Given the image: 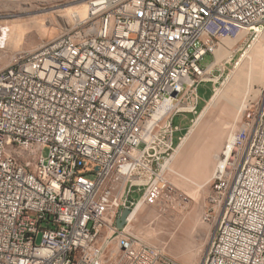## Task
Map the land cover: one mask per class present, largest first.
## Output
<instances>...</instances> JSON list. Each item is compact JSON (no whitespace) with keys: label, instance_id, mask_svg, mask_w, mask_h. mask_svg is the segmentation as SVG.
<instances>
[{"label":"built area","instance_id":"1","mask_svg":"<svg viewBox=\"0 0 264 264\" xmlns=\"http://www.w3.org/2000/svg\"><path fill=\"white\" fill-rule=\"evenodd\" d=\"M86 5L83 23L0 68V264H179L130 235L135 215L116 228L127 208L116 196L140 193L127 200L137 206L172 198L162 169L181 98L194 80L215 79L205 56L264 32V0ZM242 115L207 197L204 220L217 225L199 264H264V96ZM133 140L149 154L124 168ZM132 170L142 179L118 183Z\"/></svg>","mask_w":264,"mask_h":264},{"label":"rangeland","instance_id":"2","mask_svg":"<svg viewBox=\"0 0 264 264\" xmlns=\"http://www.w3.org/2000/svg\"><path fill=\"white\" fill-rule=\"evenodd\" d=\"M85 3L86 0H0V30L8 31L10 23L19 18L25 20L29 29L33 28L15 44L0 43V68L8 64L14 52L35 50L70 28L69 13ZM240 38L242 34L224 41L217 48L215 59L204 57L203 65L214 63L211 74L218 80L206 77L198 86L196 114L191 111L174 118L173 123L180 130L174 134L173 142L176 144L180 136L181 142L175 145L162 169L163 178L173 190L172 198L142 204L128 226L129 232L145 244L160 249L179 264L202 261L217 222L204 220L206 211L191 218L196 200L218 176L216 169L221 166L224 144L240 127L243 107L264 96V36L253 42ZM216 92L219 95L213 98ZM206 106L207 111L201 110ZM139 196L140 193H131L130 200Z\"/></svg>","mask_w":264,"mask_h":264},{"label":"bare ground","instance_id":"3","mask_svg":"<svg viewBox=\"0 0 264 264\" xmlns=\"http://www.w3.org/2000/svg\"><path fill=\"white\" fill-rule=\"evenodd\" d=\"M75 12L79 16H72L73 12H70L69 13V20L71 21V24H81V23H83V20H87V14H89V7H87V5L85 3L79 8V10H77ZM2 29H3V27H2ZM31 29H33V28H31ZM31 29H29L25 20L20 19V18L14 19L10 23V27H9L8 31L6 29L0 30V43L9 44L12 42L15 44L19 40H21V38L25 34L30 33ZM263 36H264V32L262 34H253V41L258 40V39L262 38ZM216 50H215V52H216ZM205 81H206V77H200V80H194V83H189V85H188V95L189 96H184V98H181V107H184L185 112H191L192 111L193 113L196 114L195 106L197 103H195V100L192 96H198L197 95L198 86ZM223 84H226L225 81ZM218 95H219V93L216 92L213 95V98L218 97ZM193 103H195V104L193 105ZM207 109H208V107L206 106L203 108V111L205 112V111H207ZM179 142H181V141H179ZM173 152H174V149H166V157L171 158ZM148 154H149L148 142H146L144 140H133L131 143V150H127L125 153L124 168H131V166L140 165L142 162V158H147ZM224 159H225V154L223 152V154L220 158V165L223 164ZM165 164H167V162ZM165 164L163 165V168H164V166H166ZM220 167L221 166L218 165V167L216 169V175H219ZM141 179H142V171L141 170H132V172H130L128 174L126 171L117 172V181L120 184L134 185L137 182V180H141ZM131 193L132 192L130 191V189H122L121 195L116 196V205L117 206H127V208L130 210L129 215H136L138 210L141 207V204H139V206H137L134 203H127V200H130V194Z\"/></svg>","mask_w":264,"mask_h":264},{"label":"crops","instance_id":"4","mask_svg":"<svg viewBox=\"0 0 264 264\" xmlns=\"http://www.w3.org/2000/svg\"><path fill=\"white\" fill-rule=\"evenodd\" d=\"M210 98V96L208 97V99ZM207 99V100H208ZM207 100H205V101H207ZM203 108L204 107H202V109L201 110H203ZM190 112H185V114H189ZM181 138V136L178 138V141H177V143H179V139ZM176 143V144H177ZM175 144V145H176ZM212 193V187L211 188H209V189H206V190H204L201 194H199V196H198V198H197V202H198V204H197V207L195 208V210H194V212H193V217H191L192 219L193 218H198V216H200L202 213H204L205 211H206V209H207V197L210 195ZM191 219V220H192ZM131 222V221H130ZM191 224V221L190 222H188V227H189V225ZM129 226V225H128ZM128 232H129V230H128ZM130 233V235L132 236V237H134V238H136V239H138L139 241H141V242H144L143 240H141L137 235H135V233H133V232H129Z\"/></svg>","mask_w":264,"mask_h":264},{"label":"water","instance_id":"5","mask_svg":"<svg viewBox=\"0 0 264 264\" xmlns=\"http://www.w3.org/2000/svg\"><path fill=\"white\" fill-rule=\"evenodd\" d=\"M130 213L128 208L123 209L115 220V226L118 230L122 229Z\"/></svg>","mask_w":264,"mask_h":264}]
</instances>
